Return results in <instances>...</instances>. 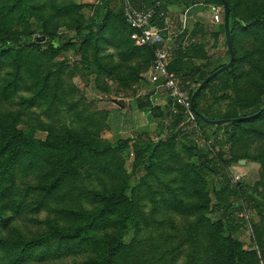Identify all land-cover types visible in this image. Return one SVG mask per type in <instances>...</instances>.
<instances>
[{
	"label": "trees",
	"instance_id": "1",
	"mask_svg": "<svg viewBox=\"0 0 264 264\" xmlns=\"http://www.w3.org/2000/svg\"><path fill=\"white\" fill-rule=\"evenodd\" d=\"M27 1L30 0L18 1L11 13L21 10L24 14L25 10H31L34 14L33 11L43 10ZM50 1L55 3V0ZM226 1L231 10L230 28L235 55L236 27L241 20L235 5L231 0ZM180 2L139 0L135 4L142 10L160 3V11L166 13L170 6ZM208 4L223 7L220 0H206ZM79 9L80 6L73 4L60 6L58 11L51 13L47 26L52 25L53 20L59 25H67L68 19L76 16ZM246 22L248 30L264 28V11L253 14ZM85 30L86 34L79 38L78 52L85 58V63L91 62L93 73L112 78L126 65V74L119 79L124 82L127 72L133 71L138 78L144 65L147 70L152 67L154 48L135 46L133 29L123 12L111 10L109 4L104 3L94 10ZM219 32L226 39L224 24L219 26ZM48 38L53 40L55 34L48 33ZM64 46L68 48L71 43L66 42ZM190 46L185 48V53L181 49L175 52L170 71L185 84L191 80L196 83L190 93L192 100L201 84L226 65L213 71H209L210 64L194 65L189 61L190 51L193 58L206 60L208 57L204 47ZM111 49L122 63L114 62L116 58L110 53ZM227 53L230 56L228 47ZM60 54L61 49L53 46L47 51L42 50V41L25 30L0 31V264H57L62 257L79 253L88 254V260L81 264H176L178 256L187 248L186 264L264 263V212H260V224L253 225L257 248L254 251L244 248L237 235L239 226H233L231 222L229 196L235 189L227 171L231 161H224L220 168L226 183L223 187L226 197L221 202L226 204L223 213L227 220L213 223L207 215L211 203L209 193L215 189H209L200 166L187 165L177 173L165 172L160 167L161 162L174 155V151H170L172 146L149 145L140 153L135 168L145 162V176L139 185L134 186L122 158L129 144L119 142L114 145L102 141L99 137L102 129L95 118L99 114L92 115L97 121L94 122L89 116L83 117L84 111H79L72 116L70 125H63L60 129L45 127L43 131L48 134L45 141L36 139L35 130L25 127L17 117L10 119L5 114L4 105L14 103L16 98L19 105L42 108L46 115L54 108L62 111L69 105L66 98L75 89L68 92L63 71L50 64ZM138 59L142 61L135 62ZM235 62L236 57L233 67L213 79L195 99L194 113L200 127L223 128L225 125H212L209 121L246 118L227 124L245 132L247 123L264 118L262 110L249 117L243 115L236 99H232L226 113L211 106L208 89L216 84L220 85L221 92L235 89ZM187 67L193 72L184 74ZM141 101L140 110L147 114L149 121L156 120L148 115L158 110L150 97ZM75 104L70 103L69 111ZM169 114L172 115L171 109ZM74 117L85 119L80 124L83 126L80 127ZM185 117L181 109L179 114L170 117L174 120L169 128L172 141L176 138L173 132L183 124ZM105 120L108 122V117ZM203 157L202 163L212 167L209 156ZM261 163L264 166V160ZM153 180L160 185L158 189L154 188ZM29 201L33 202L30 209ZM249 202L255 201L249 198ZM47 204L55 207V215L54 219L47 220L46 233L31 237L22 232L17 225L23 212H39L47 208ZM149 205L150 210H145ZM174 216H179L188 225H174ZM131 235L133 240L128 241Z\"/></svg>",
	"mask_w": 264,
	"mask_h": 264
},
{
	"label": "rangeland",
	"instance_id": "2",
	"mask_svg": "<svg viewBox=\"0 0 264 264\" xmlns=\"http://www.w3.org/2000/svg\"><path fill=\"white\" fill-rule=\"evenodd\" d=\"M18 1L20 0H0V31L6 29L25 30L32 33L35 39L42 41V50L47 51L49 46L60 48L61 54L54 57L50 64L63 71L65 89L68 92L71 89H75V91L70 92V95L67 96L66 101L69 105L63 107L62 111L54 108L49 115H46L42 108L19 105V100L16 98L14 103L4 105L5 114L10 119L17 117L25 127L35 130V138L40 141H45L48 137V134L43 131L45 127L60 129L63 125H70L72 116L76 112L84 111L83 117L89 116L93 121L94 116L92 117V115L99 114L95 118L99 121L98 124L102 129L99 135L101 140L114 145L119 142L129 144V147L122 153V158L130 182L134 186L139 185L145 176V162L135 168L140 153L144 152L149 145L166 144L172 146L170 151L173 150L174 155L171 159L161 162L160 167H163L165 172L171 170L177 173L179 169L187 165L200 166L209 183V189H215L209 193L211 203L207 215L213 223L227 220V216L223 213L226 204L221 202L226 197L223 191L226 183L220 168L224 161H231L227 168L230 184L235 186L229 196L228 206L231 222L233 226H239L237 235L243 242L244 248L248 251L257 249L253 225L260 224L262 220L260 212H264V166L261 163L264 160V118L257 122L247 123L245 127L247 130L244 132L242 129H234L229 125H225L223 128H202L196 116L194 120L185 117L183 124L173 132L176 138L175 141H172V134L169 131L174 121L170 119L169 114L171 101L165 94L155 92L149 82L150 69L147 70L146 65L142 67L143 71L138 78L136 77L137 79L135 78L136 75L133 74L134 72L129 71L127 72L128 76L125 77L127 79L124 82H119V79L126 74V65H124L123 70L115 72L112 78H108V76L93 73L91 62L85 63V58L78 52L79 38L86 34L85 27L90 24L97 7L107 3L111 10L123 12L126 19L127 5L131 4L135 9H138L136 4L139 0H55V3H51L50 0L27 1V3L43 9L42 11H33L35 15L40 13V17L32 14L31 10H25L24 14L21 10L11 13V8L18 4ZM191 2L204 3L197 6L196 9L203 10L201 19L208 28L207 36L199 44V46L204 47L208 59H200L199 66L210 64L209 71H213L223 65H228L231 58L227 53L226 39L223 33L218 30V26L224 24V17L222 23L214 25L213 14L210 9L212 4L206 5V2L202 0H191ZM231 2L235 5L241 20L238 21L236 27L234 71L237 78L236 87L234 90L221 92L219 90L220 85L216 84L207 90V97L210 99V104L213 105L214 110L222 113H226L230 108L232 99H236L240 111L249 117L251 114H258V111L261 112L264 109V28L255 27L248 30L246 21L253 14H262L264 0H231ZM69 4L80 6L77 15L69 18L67 25H59L57 21L53 20V24L47 26L51 13L58 11L60 6ZM158 4L160 5V3L156 5ZM179 5L184 6L185 0H181ZM181 9L182 11L175 13H171L169 9L166 11L170 14L168 18L173 16L171 20L176 28L174 27L172 32L179 33L181 30L180 15L186 8L184 6ZM161 12L159 13L161 14ZM158 17V24L163 26L162 17L160 15ZM48 33L55 34V38L49 40ZM66 42H70L71 46L65 48ZM179 45L182 46L181 52L185 53L187 47L181 43ZM114 51L113 49L110 50V53L115 54L114 62L122 63V59ZM139 61L142 60L138 59L135 62ZM187 68H185L184 74L187 71L193 72L192 68ZM173 73L176 75L175 72ZM177 78L181 86L190 95L196 83L188 79L191 82L185 84L180 77L177 76ZM147 97H150L152 104L158 109L157 112L148 114L156 117V120L151 119L152 121H149L147 114L140 110L139 101L144 102L143 100ZM70 103H78L71 105L72 111H69ZM107 117L108 122L105 120ZM84 121L77 118V124L80 127L83 126L80 124H83ZM161 122L164 123L161 125ZM101 124L104 125L101 126ZM253 134L255 136L251 138ZM203 155L209 156L212 167L202 163ZM152 184L155 189L160 186L156 185L155 180L152 181ZM163 191L166 189L164 188ZM249 198L255 202H249ZM148 203L150 201H147ZM27 204L29 209L32 208V201ZM47 205V208L39 212H23L17 225L22 232L31 237L34 235L42 236L46 233V222L51 218L54 219L55 215L53 212L55 207L52 204ZM147 208L145 210H150V205ZM173 221L174 225L183 227L188 225L179 216H174ZM127 240L132 241L133 236L131 235ZM187 249L178 256L176 264H186L188 261ZM86 256L88 254L85 256L83 253L74 256L71 254L62 257L57 264H81L88 260Z\"/></svg>",
	"mask_w": 264,
	"mask_h": 264
},
{
	"label": "built area",
	"instance_id": "3",
	"mask_svg": "<svg viewBox=\"0 0 264 264\" xmlns=\"http://www.w3.org/2000/svg\"><path fill=\"white\" fill-rule=\"evenodd\" d=\"M213 20L220 24L224 17V8L211 5ZM160 11V5L149 9L138 10L131 4L126 7V20L133 29L132 40L137 47L154 48L155 58L149 73V82L156 93L165 94L171 101V116L180 113L190 120H194L195 113L189 93L181 86L177 76L170 71L171 60L181 46L177 42V35L171 31L165 13ZM158 15L164 25L158 24Z\"/></svg>",
	"mask_w": 264,
	"mask_h": 264
},
{
	"label": "crops",
	"instance_id": "4",
	"mask_svg": "<svg viewBox=\"0 0 264 264\" xmlns=\"http://www.w3.org/2000/svg\"><path fill=\"white\" fill-rule=\"evenodd\" d=\"M205 1L206 0H202ZM204 4V3H203ZM198 4L197 2H191V0H185V10L183 12L182 15H180L181 17V30L179 31V33L177 32H172L173 34L177 35V42L178 44L181 43L183 46H186L188 48H190L192 46H199V44H201L204 39L205 36H207L208 34V28L207 25L205 24V22L202 21L201 17H203V10L199 9L197 10L196 7L199 5H203ZM184 6H180L179 4H176L174 6H170L168 9L171 11V13H175L176 11H182V7ZM166 17H167V21L169 22V24L171 25V31L172 29H174V24L173 21L171 20V17L168 18V16H170L169 12L166 13ZM214 23V22H213ZM206 26H204V25ZM214 25H217L214 23ZM219 27V26H218ZM176 28V27H175ZM219 30V28H218ZM182 47V46H181ZM188 59V58H187ZM173 59L171 60V63L173 62ZM192 60V61H191ZM199 60L198 58H193V52L190 51L189 52V61L193 64L199 65ZM202 60V59H201ZM188 60L186 62H189ZM151 70V68H150Z\"/></svg>",
	"mask_w": 264,
	"mask_h": 264
},
{
	"label": "water",
	"instance_id": "5",
	"mask_svg": "<svg viewBox=\"0 0 264 264\" xmlns=\"http://www.w3.org/2000/svg\"><path fill=\"white\" fill-rule=\"evenodd\" d=\"M223 4V8H224V25H225V34H226V41H227V47H228V51L230 53V62L228 65L224 66L223 68L219 69L218 71H216L215 73H213L209 78H207V80L205 82H203L201 84V86L198 88V90L196 91V93L193 95L192 97V105H193V110H194V101L197 98V96L202 92V90L215 78H217L219 75H221L222 73L228 71L229 69H231L233 67L234 61H235V55H234V51H233V43H232V37H231V28H230V14H231V10L229 7V4L226 0H220ZM264 111V109L262 110ZM246 119V118H245ZM245 119H238V120H220V121H215V122H211L209 121L210 124L212 125H227L230 123H235V122H239ZM249 119V118H247Z\"/></svg>",
	"mask_w": 264,
	"mask_h": 264
}]
</instances>
